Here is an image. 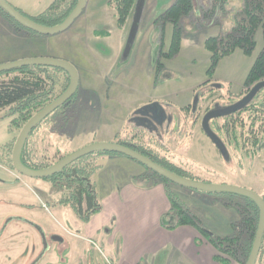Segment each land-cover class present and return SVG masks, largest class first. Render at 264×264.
Segmentation results:
<instances>
[{"label": "rangeland", "instance_id": "rangeland-1", "mask_svg": "<svg viewBox=\"0 0 264 264\" xmlns=\"http://www.w3.org/2000/svg\"><path fill=\"white\" fill-rule=\"evenodd\" d=\"M7 1L31 16L43 11L52 0ZM110 1L86 0L79 15L60 32L21 31L28 56L67 58L78 74L74 95L28 134L25 148L28 146L32 155L28 158L53 163L93 142L128 139L182 166L189 179L233 184L264 194V149L252 159L245 150L238 152L236 145L227 141L228 159L202 132L200 113L195 116L196 108L193 109L200 106L202 111L210 105L224 107L245 92L244 78L263 46L262 29L255 32V44L250 53L236 47L218 59L212 73L207 72L211 60L210 51L204 45L206 37L219 35L231 27L242 0H192L189 12L180 18L179 51L173 56H161L162 65L157 71L159 49L168 50L172 32L170 22L163 26L160 23V14L172 0H142L133 35L132 14L119 26ZM22 38L14 35L17 43L24 40ZM49 71L55 78L53 99L63 91L67 73ZM261 96L262 99L257 100H264L263 93ZM151 101L162 103L170 111V129L164 131L162 137L147 132L131 120L139 107ZM37 108H29V111L33 114ZM21 112H24L21 104L0 108V264H117L114 253L116 246H120L118 239L111 244L102 239V235L108 236L107 231H102L92 236L94 241L90 240L86 237V221L81 220L70 205H55L48 199L47 207L42 206L37 198L42 190L27 181L29 176L16 170L25 178L22 182L6 172L4 166L12 165V147L25 123L22 120L25 113ZM244 120L246 123L242 124L246 127L247 116ZM218 122L224 133L218 132L224 135V119L220 116L211 120L212 124ZM220 122H224L223 125ZM116 155L125 156L132 163L120 166L108 158L97 162L92 181L99 199L108 190L106 182L113 184L118 179L113 172L109 173L113 168H116L114 172L133 171L137 182L162 181L163 176L147 165L123 154ZM4 178L12 181H4ZM41 180L49 182L44 177ZM51 189L61 197L62 187L52 183ZM170 189L183 205H195V198L184 192L190 187L170 180ZM206 192L234 201L239 198L230 191ZM208 204L203 205L204 213L212 211ZM216 206L217 218L204 219V227L214 229V234L232 233L241 228L245 211L235 202L229 208L219 203ZM175 218L174 214L165 221L172 222ZM228 219H238L239 226L227 224ZM54 234H58L59 239L54 238ZM151 259L155 264H163L165 256L156 255Z\"/></svg>", "mask_w": 264, "mask_h": 264}, {"label": "trees", "instance_id": "trees-1", "mask_svg": "<svg viewBox=\"0 0 264 264\" xmlns=\"http://www.w3.org/2000/svg\"><path fill=\"white\" fill-rule=\"evenodd\" d=\"M135 1H110L114 7L116 22L119 26H122L127 20ZM215 1L219 0H213V2ZM76 2L77 0H52L43 11L30 17L42 24L53 25L61 22L73 9ZM191 5L192 0H172L170 5L161 12V21L163 23L170 22L172 32L168 50L163 51L161 48L159 49L156 71L162 65L160 61L161 56H173L179 51L182 37L180 18L183 14L189 12ZM0 12L11 23L15 31L37 33L15 20L1 6ZM259 28L262 29L263 46L244 78L245 92L255 82L264 79V0H242L241 8L235 13L231 27L224 33L205 38L204 45L210 51L211 60L207 72L212 73L218 59L224 54L233 51L236 47L241 48L245 53H250L255 44V32ZM49 69L65 71L60 67L34 64L21 65L0 71V108L14 103L21 104L24 111L21 113H25V115H22V120L26 121L32 115L29 108L38 107L37 111L52 99L55 78L50 74ZM66 76L67 82L63 90L69 81L68 73ZM262 93L264 94V87L260 88L242 109L222 117L226 122V133L223 135L218 132L224 140H230L235 143L236 147H242L246 152L249 150L253 154H256L261 147V149H264V100H257L259 97L262 99ZM210 94V91H208V95ZM244 116L248 118L246 127L242 124V122L246 121L244 120ZM240 123L241 125L237 126ZM218 127L219 131L223 132L220 126ZM116 141L132 147L169 170L186 177L187 170L185 168L163 156H159L153 150L132 141L122 139H117ZM25 145L26 140L20 153L24 164L32 168L48 167L52 164L51 162L30 160L28 157L32 155L30 150H28V146L25 148ZM101 154L116 155L121 153L103 150L93 151L71 161L54 174L44 177L58 188H63L59 202L70 205L75 214L83 221H87L93 213L99 211L101 208V203L95 190V183L92 181L97 165L96 157ZM162 181L164 182L165 191L170 201V209L163 214L162 223L167 227L179 224H191L214 245L217 251L213 256L215 260L225 264L228 259H236L241 264H245L252 246L259 216L258 206L254 200L239 194L241 209L245 211V215H243L240 223V230L230 234L216 235L205 229L200 224L198 216L191 212L182 202L177 201L174 192L170 189V180L162 177ZM229 201L234 202L232 198ZM173 213L176 218L172 222H166L165 218L169 216L171 218L174 217ZM254 264H264V230Z\"/></svg>", "mask_w": 264, "mask_h": 264}, {"label": "crops", "instance_id": "crops-1", "mask_svg": "<svg viewBox=\"0 0 264 264\" xmlns=\"http://www.w3.org/2000/svg\"><path fill=\"white\" fill-rule=\"evenodd\" d=\"M13 34L23 36L22 39L24 40L15 42ZM25 41L24 33L15 31L11 23L0 12V62L28 56L29 53L26 52L29 50L26 51ZM124 157L122 155L104 156L101 154L96 157V162L100 161L101 158H108L113 159L120 166L131 165L132 162L129 158ZM4 167L12 177L18 181H25L22 175L15 172L16 170L12 165L7 164ZM115 169L113 168L109 173L112 174L113 172L118 179H115L116 182L113 184L106 182L108 190L99 199L100 210L93 213L85 223L87 225L85 229L87 238L93 240L92 236H95L96 233L107 231L108 236L102 235V239L111 244L118 239L120 246H116L117 251L114 253L117 264H155L151 258L161 254L165 256L163 264H222L213 257L217 252L214 245L195 226L179 224L167 227L162 223L163 214L170 209V201L163 181H155L153 184H148L147 180L137 182L133 171L114 172ZM28 179H30L27 180L29 183L42 190L40 196L37 194L42 206L45 204L47 207L46 200L48 199L55 205L62 204L59 203L57 193L52 191L50 180H48L49 183L38 177ZM4 181L11 182L12 180L4 178ZM184 192L195 198V205L192 206L187 202V205L185 203L184 205L198 216L203 227L204 219L217 218L216 203L227 208L233 204L229 201L230 197L218 196L206 191L189 189L184 190ZM207 202L210 203L208 205H211L212 211L204 213L203 205ZM238 219H228L227 224H235ZM204 228L211 233L215 232L210 227ZM230 233H216V235ZM55 235L59 238L58 234ZM225 264L241 263L236 259H228Z\"/></svg>", "mask_w": 264, "mask_h": 264}, {"label": "water", "instance_id": "water-1", "mask_svg": "<svg viewBox=\"0 0 264 264\" xmlns=\"http://www.w3.org/2000/svg\"><path fill=\"white\" fill-rule=\"evenodd\" d=\"M85 1L86 0H77L75 6L66 15V17L61 22L53 24V25H46V24H42L40 22L33 20L30 16L24 14L22 11L17 9L7 0H0V6L9 15H11L15 20L20 22L25 27L37 33H40V34H54V33L64 30L74 21V19L79 15L82 8L84 7ZM141 6H142V0H137V4L135 7V11H134L131 35H133L135 31L137 21L140 17ZM29 64L60 67L68 73L69 81H68L67 86L61 93H59L49 102H47L37 111H35L22 125L18 135L15 138V141L12 147V152H11V160H12V164L15 170L29 177H38V178L47 177L61 170L65 165H67L71 161L87 153L97 151V150L112 151V152H119L121 154L129 156L147 165L149 168L159 173L160 175L166 177L167 179L175 181L176 183L188 186L192 189H199V190H206V191H210V190L230 191L236 194L247 196L251 198L252 200H254L259 210L258 222H257L254 239H253L252 246H251V249H250V252H249V255H248V258L245 264L255 263L257 252H258V249L261 243L262 233L264 230V197L260 193L252 189L244 188L241 186H236L233 184L210 183V182H203V181L189 179L187 177H184L182 175H179L169 170L168 168L164 167L158 162L152 160L150 157L118 141L93 142V143L87 144L61 157L60 159H58L57 161H55L48 167L32 168L24 164L21 160L20 153H21L22 146L28 134L30 133V131L35 127V125L41 119H43L46 115H48L53 109L65 103L66 101H68L70 97L73 95L78 85V74H77L76 68L73 65V63L67 59H62V58L49 56V55L28 56V57H22L18 59L0 62V71L8 70V69L21 66V65H29ZM262 87H264V79L258 80L257 82H255L249 88V90L238 100L224 107H219L218 109H210L203 115L201 124H202L204 131L209 136V138L213 140V142L216 144V146L219 148V150L223 154H226L227 149L223 141L221 140V138L209 126V119L215 116L228 114L237 109L243 108L254 97L256 92ZM153 106L157 108L160 112L165 114L164 108L158 101L150 102L142 107H153ZM142 109L143 108H139L136 110V112H140V110Z\"/></svg>", "mask_w": 264, "mask_h": 264}, {"label": "flooded vegetation", "instance_id": "flooded-vegetation-1", "mask_svg": "<svg viewBox=\"0 0 264 264\" xmlns=\"http://www.w3.org/2000/svg\"><path fill=\"white\" fill-rule=\"evenodd\" d=\"M136 4H137V0L135 1V3H134V6H133V9H132V11H131V13L129 14V15H131L132 14V19H133V17H134V14H133V12L135 11V7H136ZM170 5V4H169ZM168 5V6H169ZM164 11V10H163ZM129 18H130V16H128ZM160 20V23L162 24V26H163V24L165 25V23H163L162 21H161V19H159ZM161 48V47H160ZM162 49V48H161ZM159 55V54H158ZM66 72V71H65ZM249 90V89H248ZM247 90V91H248ZM246 91V92H247ZM246 92H244L242 95H241V97L246 93ZM239 99V98H238ZM237 99V100H238ZM236 101V100H235ZM151 102H153V101H151ZM234 102V101H233ZM160 103V102H159ZM161 105H162V107L164 108V111H165V114L164 113H162V112H160L157 108H155L154 106L153 107H139V108H143L142 110H140V112H134L133 113V115L131 116V120L134 122V124L135 125H137L138 127H142V128H144L145 130H147V132H150V133H155V134H157V136L158 135H160L159 137H162V133L164 132V131H167V129H170V120H171V117H170V111H169V109L168 108H166L162 103H160ZM146 105V104H145ZM188 107H190L191 108V106H188ZM196 108V110L194 111V112H196V115L195 116H197V114L198 113H200V115H199V118H200V127H201V130H202V132L204 133V134H206V132L204 131V129H203V127H202V124H201V121H202V118H203V115L208 111V110H210V109H218L219 107H216V106H214V107H211V105L210 106H208V107H204L203 108V110L201 111L199 108H201L200 106H198V107H194L193 109H195ZM240 109H242V108H240ZM237 110H239V109H237ZM237 110H235V111H233V112H230V113H228V114H231V113H235ZM228 114H224V115H219V116H215V117H212V118H210L209 119V126L211 127V129L221 138V140L223 141V143H224V145H225V147H226V149H227V151H226V154H224L226 157H228V156H230V153H229V150H228V146H227V141H230V140H224L220 135H219V133H218V130H219V127H218V124H219V122L218 123H211V120L212 119H218V118H220V116L221 117H224L225 115H228ZM195 120V119H194ZM222 125H223V122H220ZM220 124V125H221ZM207 135V134H206ZM207 137H209L208 135H207ZM210 139V138H209ZM251 139H253V138H251ZM122 140H125V141H130V140H128V139H122ZM212 142H213V140L212 139H210ZM116 141V140H115ZM131 142V141H130ZM231 142V141H230ZM122 143V142H121ZM232 144H233V142H231ZM213 144L215 145V147L217 148V150H219V148L216 146V144L213 142ZM235 144V143H234ZM233 144V145H234ZM240 147H237V151L239 152L240 150L241 151H244V149H239ZM263 149H261L260 148V150L255 154H253L252 152H250L249 150H247V152H246V154H248V156L250 157V158H252V159H256V157L257 156H259V154H260V151H262ZM221 152V151H220ZM244 156H246V155H244ZM248 157V158H249ZM228 159H230V157H228ZM190 189H192V188H190ZM193 190H195V189H193ZM202 191H206V190H202ZM237 195H239V194H237ZM263 197H264V194H261ZM240 196V195H239ZM236 204H237V206H238V208L242 211V209H241V204H240V202H241V198L239 197L238 198V200H236V201H234ZM234 202H232V203H234ZM236 226H239V222H238V220L236 221ZM240 229H238L236 232H238ZM53 237L54 238H56V239H59L58 238V236L57 235H53ZM46 243V241H44V246L46 247L47 246V244H45Z\"/></svg>", "mask_w": 264, "mask_h": 264}]
</instances>
